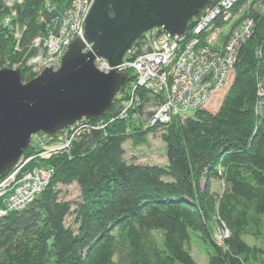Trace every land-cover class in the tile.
<instances>
[{"label":"trees","instance_id":"obj_1","mask_svg":"<svg viewBox=\"0 0 264 264\" xmlns=\"http://www.w3.org/2000/svg\"><path fill=\"white\" fill-rule=\"evenodd\" d=\"M66 2L23 0L21 17L10 19L0 0V69L20 68L23 82L37 75L22 61L42 32L41 15ZM217 2L208 0L207 6ZM246 2L237 0L231 11L234 21L251 19L253 26L218 109H198L142 129L132 124L140 106L136 119L118 117L135 78L131 69L121 71L124 85L109 111L90 121L106 123L102 136L90 148L79 150V138L68 152L42 158L54 171L49 183L25 207L0 216V264H196L187 248L192 233L212 248L207 264H264V247L243 239L264 240V12L249 6L236 16ZM143 39L125 60L137 56ZM138 94L140 104L159 101L145 90ZM159 127L164 164L125 158L123 144L133 131ZM33 152L30 144L23 155ZM215 182L221 183L219 191ZM73 183L79 196L65 200L60 186ZM68 215H74L73 226L66 225ZM216 227L229 233L223 243L214 239Z\"/></svg>","mask_w":264,"mask_h":264},{"label":"built area","instance_id":"obj_2","mask_svg":"<svg viewBox=\"0 0 264 264\" xmlns=\"http://www.w3.org/2000/svg\"><path fill=\"white\" fill-rule=\"evenodd\" d=\"M236 1L218 0L215 5L206 6L200 18L191 28L187 27L183 35H170L158 28L147 32L145 39L154 41V48L131 60L124 59L121 65V71L131 69L135 78L118 117L136 119L134 109L141 102L139 90L158 97V108L149 123L162 124L172 117H184L195 110L205 109L217 93L228 88L238 49L253 26L251 19L234 21L231 9ZM93 3L94 0H67L59 17L41 15L42 32L31 45L43 50L34 66L37 75L46 68L56 71L70 43L83 39L85 19ZM8 21L6 18L5 22ZM223 31L219 41L217 37ZM95 65L104 73L112 70L102 58H96ZM105 125L103 120L96 123L80 120L58 134L40 133L44 139L39 146L33 144L35 155L30 158L22 155L9 171L0 176V216L25 207L49 183L54 171L40 162L42 158L68 152L75 140L103 129Z\"/></svg>","mask_w":264,"mask_h":264},{"label":"water","instance_id":"obj_3","mask_svg":"<svg viewBox=\"0 0 264 264\" xmlns=\"http://www.w3.org/2000/svg\"><path fill=\"white\" fill-rule=\"evenodd\" d=\"M208 0H94L83 39L73 40L53 71L22 81L20 68L0 69V176L37 133L54 135L80 120L96 121L124 85L121 65L133 43L152 29L183 35ZM96 58L112 70L101 72Z\"/></svg>","mask_w":264,"mask_h":264},{"label":"rangeland","instance_id":"obj_4","mask_svg":"<svg viewBox=\"0 0 264 264\" xmlns=\"http://www.w3.org/2000/svg\"><path fill=\"white\" fill-rule=\"evenodd\" d=\"M62 6H63V4H62ZM249 6L258 7L261 11L264 12V2H262L261 0H247V2L241 7V9L239 10V12L237 13L236 16H241V14H243V12H245V10ZM58 7H60V5L57 4L50 9V11L51 10L56 11L55 13L53 12L51 14V15L54 14L53 17H59V14H61ZM234 17H235V15H234ZM19 33H20V29H16V34L19 35ZM223 35H224V31L221 33V35H218L217 38L219 41L221 40ZM142 43H145V44L142 45ZM154 45H155V42L152 41L151 39H147V40L143 39L142 42L140 43V45H138V47L136 48L137 55H138V53H140V51L142 49H144L143 48L144 46H148L150 48V47H154ZM227 89L228 88H225L221 92L217 93V95H215L211 99L210 103L207 105V107L205 109H207L211 112L216 111L218 109L219 105L221 104V101H222L225 93L227 92ZM157 108H158L157 102L143 101L139 107V113H138L139 118L137 117V119L132 124H135V125L141 127L142 129H145L146 127H148L150 125V123H149L150 120L143 118L144 113L145 112L149 113L150 111H152V113L154 114V112L156 111ZM176 118H178L180 120L183 119L180 116H177ZM130 129L133 131V128H130ZM160 130H161V127L158 128V132L141 133V131H139V130L133 131V132H135V134L131 138H128L125 141V143L123 144L125 158L127 160L134 161V162L141 163V164H150V165H152V164H158V165L164 164L166 162V156H165L166 147H165V143L160 138ZM56 134H58V133H56ZM32 137H31V144L35 143L38 146L40 145V143L44 139L43 136L40 135V133H38V135H36V136L33 135ZM83 137H85V135L81 136V138H83ZM35 152H33L31 155L26 156V157L27 158L33 157V155H35ZM60 187L62 189L61 196L65 200L74 201L78 198L79 190H78V187L76 186V184L73 183V184L68 185V186H60ZM213 188L216 189L217 191H219L221 188V183L215 182L213 184ZM73 220H74V215H68L66 217V220H65L66 225H72L73 226L74 225ZM228 234H229L228 231H226L220 227H216L214 230V239L217 243H223L224 237L227 236ZM243 239L249 245L255 244L257 246L260 245L261 247H264V240L263 241L261 239L255 240L254 238H252L250 236H244ZM218 241H220V242H218ZM158 244L160 247H162V245H163L159 238H158ZM187 248H188L190 254L192 255L193 259L195 260L196 264H207L208 256H209V253L212 252V248H211L210 244L205 243L199 237L198 234H196V233L191 234L190 245L187 246ZM252 262H254V261L250 260L247 262V264H252Z\"/></svg>","mask_w":264,"mask_h":264},{"label":"crops","instance_id":"obj_5","mask_svg":"<svg viewBox=\"0 0 264 264\" xmlns=\"http://www.w3.org/2000/svg\"><path fill=\"white\" fill-rule=\"evenodd\" d=\"M22 2H23V0H2V4L4 5V7L9 9V11H10V16H9L10 19H19L21 17ZM58 5H60V7H58V8H59L60 13H61L62 4H58ZM53 12L55 13L56 11L55 10L49 11V13L47 14V18L53 17L54 14L51 15ZM17 36H19V35H17ZM143 44H145V43H143ZM143 48L144 49H142L140 51V54L143 52L150 51L154 47L149 48L148 46H144ZM42 53H43V50L40 47H31L30 50L28 51V53L26 54V56L24 57L22 64L35 66L37 64V62L39 61V59L41 58ZM151 112L152 111H150L149 113L145 112L143 115V118L148 120L149 116L151 115ZM100 136H102V133L99 130H94V131L90 132L87 136L83 137V139L79 143V145H78L79 150L92 147L96 143L97 138H99Z\"/></svg>","mask_w":264,"mask_h":264},{"label":"bare ground","instance_id":"obj_6","mask_svg":"<svg viewBox=\"0 0 264 264\" xmlns=\"http://www.w3.org/2000/svg\"><path fill=\"white\" fill-rule=\"evenodd\" d=\"M153 116V113L151 112V115L149 116L148 120H150Z\"/></svg>","mask_w":264,"mask_h":264}]
</instances>
